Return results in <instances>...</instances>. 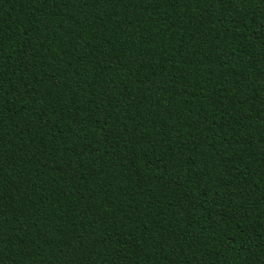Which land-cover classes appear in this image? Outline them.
<instances>
[{
    "label": "trees",
    "instance_id": "16d2710c",
    "mask_svg": "<svg viewBox=\"0 0 264 264\" xmlns=\"http://www.w3.org/2000/svg\"><path fill=\"white\" fill-rule=\"evenodd\" d=\"M0 264H264V0H0Z\"/></svg>",
    "mask_w": 264,
    "mask_h": 264
}]
</instances>
